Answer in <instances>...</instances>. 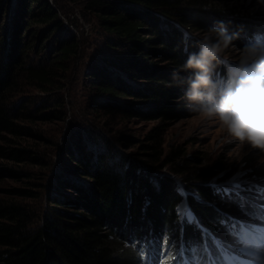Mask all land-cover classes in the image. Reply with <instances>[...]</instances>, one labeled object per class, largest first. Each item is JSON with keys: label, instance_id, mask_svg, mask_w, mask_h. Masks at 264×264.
<instances>
[{"label": "trees", "instance_id": "trees-1", "mask_svg": "<svg viewBox=\"0 0 264 264\" xmlns=\"http://www.w3.org/2000/svg\"><path fill=\"white\" fill-rule=\"evenodd\" d=\"M86 1L110 35V51L87 69L90 108L108 119L165 122L193 114L180 81L191 75L182 66L199 51V33L223 25L238 46L264 36V20L241 15L224 0ZM64 24L50 0H0V264H143L144 249L132 248L134 239L149 241L159 263L162 244L171 258L182 243L175 238L181 204L212 232L217 208L239 217L208 187L227 168L223 160L211 165L195 155L176 163L174 149L165 162L173 165L170 173H160L168 122L147 134L138 154L118 148L135 145L134 137L111 140L86 126L64 143L59 159L49 158L33 125L65 119L64 101L37 99L30 88L61 89L81 46ZM228 65L222 60L215 75L227 77ZM35 167L48 173L43 182L35 180ZM41 196L42 209L26 202ZM183 227L184 239L200 238L195 223ZM161 236L163 243H150Z\"/></svg>", "mask_w": 264, "mask_h": 264}, {"label": "rangeland", "instance_id": "rangeland-1", "mask_svg": "<svg viewBox=\"0 0 264 264\" xmlns=\"http://www.w3.org/2000/svg\"><path fill=\"white\" fill-rule=\"evenodd\" d=\"M50 2L58 6L60 15L65 23L64 25L69 29L71 34H75L80 39L81 44L79 53L72 60L70 70L60 81L62 84L61 89L54 90L51 93H44L36 90L34 87L30 88V91L37 99H42L44 96L56 95L64 101L65 119H52L51 121L39 122L37 125H33L32 129V131L46 140L47 143L42 147L49 154L48 156L53 162L60 158L61 148L64 147V143L83 127L96 126L99 128L101 135L111 140H115L114 137L118 134L132 136L134 137L133 143L135 145L129 146V142H125L120 143L118 148L125 153L133 152L138 154L140 152L139 143L146 141L147 134L152 129L168 122L163 134V155L161 157L163 167L159 170L160 173H170L173 165L171 163L165 165V162L174 149L176 151L179 149L180 156L177 158L176 163L182 162L186 157L198 155L202 157V162L207 164L213 165L220 159L226 162L227 168L220 172L226 174L224 178L233 175L243 168H246L249 173L255 176H264V152L252 149L247 144H240L239 141L228 136L226 131L221 129L217 122L203 118L197 113L187 115V117L180 120H168L165 122L161 119H143L142 117L120 121L119 119H108L101 117L99 114H94L89 103L90 92L87 87L89 81L87 69L91 65V62L100 54L104 53V51H110V48L106 45V39L110 35L101 28L97 17L87 5L86 0L77 2L50 0ZM224 4L235 7L241 12V15L254 18L258 21L264 20V0H224ZM199 35L203 36L201 33ZM254 41H247L246 44ZM256 41L264 43V36L261 38L257 37ZM243 47L231 43L222 53L223 62L227 64L239 62L240 51ZM54 143L57 145H54ZM145 158H147L146 155L139 157L142 160ZM252 162L256 165L251 166ZM34 169L38 172L35 180L43 182L44 180L42 181V179L47 172L37 167ZM47 174L45 177H47ZM177 179L180 181L178 177ZM12 183L19 184L18 182ZM26 200L28 204L35 205L39 209L45 206L42 196ZM260 219L256 218L254 220L258 221ZM260 226L259 223L256 224V227ZM157 240L159 241L160 237L159 239L153 238L150 240V243ZM131 244L132 248L137 249L139 252L149 247V241H146V239H134ZM126 245L129 246V244ZM161 249L163 258L165 260L169 259V256L165 255V251L168 249L166 244H162ZM144 252H150V248H146ZM142 259H144L143 264H151L145 256Z\"/></svg>", "mask_w": 264, "mask_h": 264}, {"label": "clouds", "instance_id": "clouds-1", "mask_svg": "<svg viewBox=\"0 0 264 264\" xmlns=\"http://www.w3.org/2000/svg\"><path fill=\"white\" fill-rule=\"evenodd\" d=\"M233 39L223 25L197 39L199 51L189 53L182 66L191 70L180 81L187 85L183 101L190 112L217 122L240 144L264 152V43L245 44L239 62L227 66V77H218L215 69Z\"/></svg>", "mask_w": 264, "mask_h": 264}, {"label": "snow or ice", "instance_id": "snow-or-ice-1", "mask_svg": "<svg viewBox=\"0 0 264 264\" xmlns=\"http://www.w3.org/2000/svg\"><path fill=\"white\" fill-rule=\"evenodd\" d=\"M225 175L217 174L208 187L221 205L235 206L240 216L217 208V231L212 232L196 219L186 203L181 204L175 238L182 243L172 264H264V176H255L246 168L228 179ZM257 215L261 217L258 221L253 219ZM185 223L196 224L201 233L198 240L183 238ZM257 223L261 226L256 227ZM160 239L163 243L162 236Z\"/></svg>", "mask_w": 264, "mask_h": 264}]
</instances>
